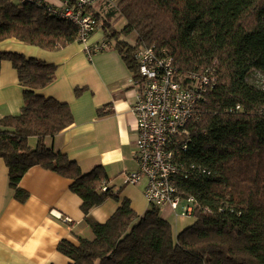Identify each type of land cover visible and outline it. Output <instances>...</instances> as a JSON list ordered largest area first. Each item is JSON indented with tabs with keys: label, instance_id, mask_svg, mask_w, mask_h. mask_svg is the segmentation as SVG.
<instances>
[{
	"label": "trees",
	"instance_id": "1",
	"mask_svg": "<svg viewBox=\"0 0 264 264\" xmlns=\"http://www.w3.org/2000/svg\"><path fill=\"white\" fill-rule=\"evenodd\" d=\"M107 5V18L93 13L134 79L140 76L134 53L152 45L165 47L179 70L215 73L199 121L188 125L191 140L183 159L190 176L178 182L184 196L196 199L195 221L174 233L158 208L138 215L129 201L106 222L94 220V207L118 198L108 186L103 190L104 167L85 173L44 143L74 122L69 104L36 93L56 79L57 65L0 51V63L10 60L25 87L22 112L0 119V157L10 186L24 199L19 183L35 165L73 180L71 190L83 200L94 238L59 244L69 264H264V86L248 81L252 70L264 73V0H120L118 7L114 0ZM115 7L126 22L122 29L113 20ZM77 30L36 3L0 0V42L15 38L58 50L77 41ZM132 33L134 44L125 39ZM81 91L77 88L76 95ZM32 136L38 138L35 148L28 143Z\"/></svg>",
	"mask_w": 264,
	"mask_h": 264
},
{
	"label": "crops",
	"instance_id": "2",
	"mask_svg": "<svg viewBox=\"0 0 264 264\" xmlns=\"http://www.w3.org/2000/svg\"><path fill=\"white\" fill-rule=\"evenodd\" d=\"M109 8L110 5L100 4L93 11L107 18ZM102 41L106 38L99 31L88 44ZM108 45V49L89 56L85 45L78 40L58 50L15 38L0 42L2 52H16L57 65L56 79L36 93L69 104L74 122L56 136L46 137L44 143L67 154L85 173L104 167L108 187L118 198L109 197L90 211L91 217L101 223L124 201H129L138 215L150 209L144 194L147 182L132 185L124 178V173L138 169L134 156L137 116L133 107L139 86L122 55ZM77 88L82 89L80 95H76ZM24 90L13 63L2 60L0 119L22 112ZM3 129L0 125V132ZM28 143L35 148L38 138L29 137ZM72 184V179L35 165L21 178L19 187L26 196L18 198L10 186L8 166L0 157V264H69L72 260L58 250L59 244L67 240L78 245L80 237L94 238L91 227L85 222L83 200L71 190ZM161 215L171 223L173 230L182 223L170 209L162 210ZM66 217L72 222H66Z\"/></svg>",
	"mask_w": 264,
	"mask_h": 264
},
{
	"label": "built area",
	"instance_id": "3",
	"mask_svg": "<svg viewBox=\"0 0 264 264\" xmlns=\"http://www.w3.org/2000/svg\"><path fill=\"white\" fill-rule=\"evenodd\" d=\"M15 1L36 3L49 14L70 21L77 27V40L85 45L89 56L108 49L106 41L94 45L88 42L100 29L93 9L114 0H65L54 4L46 0ZM134 59L140 75L133 107L137 116L134 156L138 169L124 173L125 182L136 185L146 181L145 197L150 207L160 212L170 209L176 218L194 216L196 199L192 195L184 196L178 182L190 176L183 159L191 140L188 125L199 121L201 100L214 87L217 78L210 70H179L165 47H141L134 53ZM65 220L72 222L68 217Z\"/></svg>",
	"mask_w": 264,
	"mask_h": 264
},
{
	"label": "rangeland",
	"instance_id": "4",
	"mask_svg": "<svg viewBox=\"0 0 264 264\" xmlns=\"http://www.w3.org/2000/svg\"><path fill=\"white\" fill-rule=\"evenodd\" d=\"M50 1V3H53L51 0H48V2ZM119 1L120 0H115V4H116V6L118 7V3H119ZM56 3H58V2H56ZM107 3H109V2H107ZM107 3H100V4H107ZM100 4H98V5H100ZM98 5H96V6H98ZM115 9H116V13H118L117 15H116V17H115V22H118V24L116 25L117 27V29H122L126 24H125V20H121L120 22H119V18H117L119 15H120V12H118L119 11V9L118 8H116L115 7ZM116 18H117V20H116ZM99 31H102L103 32V30L102 29H99L98 31H96L95 33H97V32H99ZM94 33V34H95ZM93 34V35H94ZM92 35V36H93ZM91 36V37H92ZM125 39L127 40V41H129V42H131L132 44H134L135 43V40H136V35H135V33H132V34H130L129 36H126L125 37ZM248 81H249V83L250 84H252V85H256V86H264V73L263 72H260V71H258V70H252V72L250 73V75H249V77H248ZM161 213V212H160ZM174 215V214H173ZM162 216V215H161ZM178 219H180V220H182V223H180L181 225H179L178 227H176L175 228V233H178L179 231H181V230H183L184 228H186L187 226H190L191 224H193V222L195 221V217H193V216H188V217H184V218H178ZM93 233V232H92ZM93 235H94V233H93Z\"/></svg>",
	"mask_w": 264,
	"mask_h": 264
}]
</instances>
